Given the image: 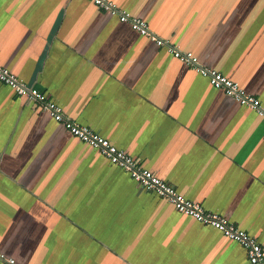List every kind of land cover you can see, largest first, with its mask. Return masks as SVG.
<instances>
[{
    "label": "crops",
    "instance_id": "0c3cea01",
    "mask_svg": "<svg viewBox=\"0 0 264 264\" xmlns=\"http://www.w3.org/2000/svg\"><path fill=\"white\" fill-rule=\"evenodd\" d=\"M264 107V0H112ZM0 63L264 250V121L88 0H0ZM0 253L17 264H251L0 83ZM0 264H8L0 261Z\"/></svg>",
    "mask_w": 264,
    "mask_h": 264
},
{
    "label": "built area",
    "instance_id": "2783aa9c",
    "mask_svg": "<svg viewBox=\"0 0 264 264\" xmlns=\"http://www.w3.org/2000/svg\"><path fill=\"white\" fill-rule=\"evenodd\" d=\"M100 10L115 16L121 23L128 24L134 31L148 37L159 47H164L173 57L194 69L201 76L207 78L212 86L224 91L229 97L242 106L253 109L264 121V107L254 95L248 94L239 83L231 80L223 73L203 66L193 52L183 51L170 41L159 37L152 31L149 24L142 18L132 16L128 11L119 8L112 0H88ZM0 83L11 87L17 95L24 96L36 102L41 108L61 123L73 136L100 151L112 164L119 166L138 185L147 191L174 205L175 209L198 222L211 226L222 232L227 238L240 243L247 252L251 264H264V250L257 238L231 223L227 218L208 212L204 207L195 203L177 192L175 187L159 178L152 171L144 168L140 159L118 149L108 139L99 135L92 129L82 126L67 116L63 108L41 92L20 81L13 73L4 68L0 63ZM0 261L8 264H17L14 259H8L0 253Z\"/></svg>",
    "mask_w": 264,
    "mask_h": 264
},
{
    "label": "trees",
    "instance_id": "16d2710c",
    "mask_svg": "<svg viewBox=\"0 0 264 264\" xmlns=\"http://www.w3.org/2000/svg\"><path fill=\"white\" fill-rule=\"evenodd\" d=\"M166 49V48H165Z\"/></svg>",
    "mask_w": 264,
    "mask_h": 264
}]
</instances>
